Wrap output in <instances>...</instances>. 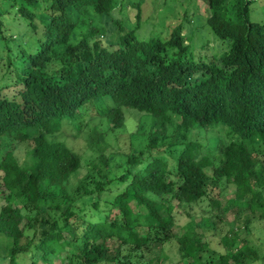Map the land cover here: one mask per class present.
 I'll use <instances>...</instances> for the list:
<instances>
[{
    "label": "trees",
    "instance_id": "16d2710c",
    "mask_svg": "<svg viewBox=\"0 0 264 264\" xmlns=\"http://www.w3.org/2000/svg\"><path fill=\"white\" fill-rule=\"evenodd\" d=\"M252 1L205 0L220 45L201 55L183 22L138 39L112 16L115 0H13L31 45L10 43L0 8V259L164 264L161 247L175 241L187 264H264L238 233L264 226V24L249 18ZM101 17L115 39H103ZM124 108L152 117L135 151L110 150L126 135ZM89 124L95 154L77 177L83 158L64 137ZM23 143L25 163L15 154ZM228 186L234 197L222 204ZM202 200L216 214L177 235L178 216ZM223 226L211 247L207 231Z\"/></svg>",
    "mask_w": 264,
    "mask_h": 264
},
{
    "label": "rangeland",
    "instance_id": "374dc122",
    "mask_svg": "<svg viewBox=\"0 0 264 264\" xmlns=\"http://www.w3.org/2000/svg\"><path fill=\"white\" fill-rule=\"evenodd\" d=\"M12 1L13 0H0V8L4 10L2 17L6 34L9 36V41L12 45L18 43L26 45V42L29 44L31 40L30 32L26 30L25 20L16 12ZM138 2L142 15L139 27L136 28L133 17L136 12L135 4ZM111 14L112 16L119 15L127 29L134 28L135 35L138 39H147L153 35L167 37L175 24L183 22L184 34L187 36L195 53H200V55L205 53L209 54L211 51H216L220 45L219 40L207 25L205 0H115V12ZM249 18L252 21L264 24V0H254L251 2L249 6ZM99 19L100 20H97L96 23L100 26L99 28L100 32L103 34V39H115L119 32L113 26L111 18L101 17ZM38 24L40 25L41 23ZM14 49H16V47H14ZM124 112L126 135L118 141V144H115L116 146H114L113 139L111 138L109 141L112 145L110 150L121 151V149L125 148L127 151H135L134 149L136 148H143L147 142L149 126L151 125V115L131 108H124ZM90 127L92 129H90ZM90 127H86L76 138L69 134H65L64 137L67 144L81 154L83 158V168L79 171L77 177L82 176L85 172V161L95 154L93 149L89 147L87 136L91 135L97 138L96 134L98 129L93 128L92 125H90ZM105 127L106 123L104 122L99 126L101 130L105 129ZM172 130L173 127L169 126L167 132L169 133ZM130 133L131 136H128ZM29 150L30 145L27 143L20 144L16 147L15 154L21 163H25L29 160ZM233 197L234 188L228 186L221 195L222 204H224L227 199ZM186 210H188L191 217H188L185 213L178 216L177 224L174 227V231L177 235L182 232V228L187 220L192 219L194 222H198L203 215L209 213L207 211L210 210L212 214H216L217 212L216 208H212L208 205L207 200H202L197 204H193L191 207H187ZM225 219L226 221H221L223 224L231 221L233 216L228 213ZM224 229L225 226L222 228L219 227L214 234L207 231L211 247L219 249V235L224 232ZM198 231L200 230L198 229ZM238 233L240 238H246L249 244L257 247L260 253L264 252L263 222L258 220L254 221L250 224L249 229L241 228ZM161 249L162 253L165 254L164 264L188 263L189 259H180L175 241L165 243ZM153 251L155 254L160 252L158 244L155 245ZM0 264H6V259L1 258ZM253 264L262 263L257 262Z\"/></svg>",
    "mask_w": 264,
    "mask_h": 264
}]
</instances>
